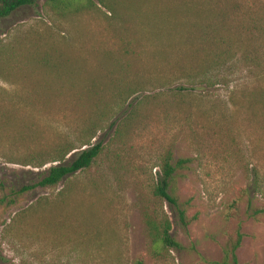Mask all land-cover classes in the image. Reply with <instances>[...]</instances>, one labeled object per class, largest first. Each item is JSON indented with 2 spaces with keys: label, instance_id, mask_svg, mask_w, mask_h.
<instances>
[{
  "label": "rangeland",
  "instance_id": "1",
  "mask_svg": "<svg viewBox=\"0 0 264 264\" xmlns=\"http://www.w3.org/2000/svg\"><path fill=\"white\" fill-rule=\"evenodd\" d=\"M103 1L0 19V264H221L238 229L264 264V0ZM166 157L185 226L153 194ZM165 216L179 248L152 244Z\"/></svg>",
  "mask_w": 264,
  "mask_h": 264
},
{
  "label": "trees",
  "instance_id": "2",
  "mask_svg": "<svg viewBox=\"0 0 264 264\" xmlns=\"http://www.w3.org/2000/svg\"><path fill=\"white\" fill-rule=\"evenodd\" d=\"M37 1L38 0H0V19L9 16L13 11H15L16 9L22 6L34 5L37 3ZM45 1L53 5H63L64 8H69L74 0H45ZM99 1L110 10L108 4L104 3L103 0H99ZM250 25H251V29L247 30L250 33H254L260 30V27H258L256 20H251ZM218 57L219 56H217V58ZM71 149H66V151H64L65 152L64 154H66ZM99 152H100L99 143L89 145L81 149L78 155L76 156V158H74L70 164L64 165L57 163L49 166V168L46 170V173L42 175V177L39 180H37L34 183L21 186L18 189V191H16V193L19 194L34 189L37 186L40 187L53 186L57 184L59 181H61L66 175L74 174L78 171H81L89 167L93 162L94 158L99 154ZM185 161H186L185 159H179L176 162L175 166H173L172 164L169 163V157H166L161 167L162 172L157 177V182L153 189V194L155 196L163 198L167 201L170 211L175 216L176 223L181 226H185L189 222V219L186 216L185 208H184L186 202L183 203L179 202L178 198L175 197L170 192L169 186L174 178L173 173L175 167L181 166ZM247 210L249 211L250 216L264 214V205L260 207H253L250 205V203H248ZM148 226L150 228V232L152 235V244L155 245L156 248L160 249L163 247L164 248L180 247L179 242L173 237L171 233L172 223L167 216H165L163 219L159 221L149 219ZM242 237L243 234L238 229L235 233L234 238L228 241V243L223 247V251H222L223 256L220 262L221 264H239L236 255V250L241 244ZM137 263L143 264L141 261H138Z\"/></svg>",
  "mask_w": 264,
  "mask_h": 264
}]
</instances>
